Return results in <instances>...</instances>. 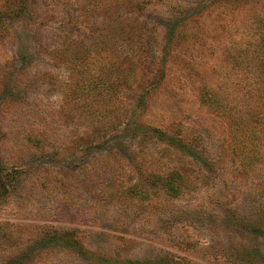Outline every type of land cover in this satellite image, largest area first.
I'll return each instance as SVG.
<instances>
[{
    "label": "rangeland",
    "instance_id": "1",
    "mask_svg": "<svg viewBox=\"0 0 264 264\" xmlns=\"http://www.w3.org/2000/svg\"><path fill=\"white\" fill-rule=\"evenodd\" d=\"M19 6L0 0V264H264V130L199 98H257L232 60L264 0Z\"/></svg>",
    "mask_w": 264,
    "mask_h": 264
},
{
    "label": "trees",
    "instance_id": "2",
    "mask_svg": "<svg viewBox=\"0 0 264 264\" xmlns=\"http://www.w3.org/2000/svg\"><path fill=\"white\" fill-rule=\"evenodd\" d=\"M18 1H19L20 6L18 9L14 10V12H11L12 14L14 13L16 15L17 13H23L24 9H26V0H18ZM117 3H118V1H117ZM8 14H9V12H8ZM134 21H135V19H134ZM125 22H126V17L124 18L123 22H121V23H125ZM127 25H132V22L129 21L128 23H126L125 27H127ZM138 34L139 35H135V36L128 35V37L130 40H135V43L139 44V46L141 47L142 46L141 45L142 39H141L140 35H144V33L143 34L138 33ZM262 35L264 37V34H262ZM135 53H137V52L135 51ZM135 53H134V55H135ZM240 53L243 54L242 58L246 57V59H245L246 64H243V60L238 58V57H240ZM147 54H149V53H147ZM237 54H238V57H235L232 60V63L235 66L241 67V69L245 72V76H246L245 79L246 80L248 79L250 84H252V86H253L252 88L247 90L248 92L251 90L247 96H249V97H253V96L256 97L257 96L255 101L251 104L247 103L246 108H244L245 110L241 111V109H238V107L235 105L229 106L227 103H225L224 105H219V103H217V101L215 99L209 100V98H207L205 96L206 92H203V89L200 90L199 98H200L201 102H207L210 106L213 105V108H212L213 110L218 111L219 113H222L221 115H223L225 117H229L230 122L235 127H239V125L242 121V118L245 117V119L248 118V120H249V123L247 125L254 122L255 126L259 127L257 130H264V128H263L264 117L261 116V113H264V38H261V40L256 41L253 44L246 45L243 50H238ZM151 55H154V54L151 53ZM147 57H149V56H147ZM150 57H152V56H150ZM162 59H163V57H162ZM129 60L130 59H128V61ZM114 64H117V59H115V62L112 63L113 66H114ZM118 69H120V68H118ZM105 77H107V75L104 77L102 76L99 80H97L96 83L97 84H99L101 82H102V84L110 83L109 78H105ZM120 79H125V78H123V76H119L116 81L118 82ZM123 81L127 82V81H129V79L126 78ZM101 87L103 88V85H101ZM106 89H108V88H106ZM143 94L145 95L147 93L143 92ZM141 101L143 102V99H141ZM249 101L250 100H248L247 102H249ZM262 115H264V114H262ZM247 125H245V126H247ZM160 135H163V134H160ZM158 137L162 138L161 136H158ZM166 137H167V139H164V140H167L169 142V145H171V146L176 145L177 146L178 142L175 141L174 138H171V136H166ZM176 180L177 179L175 177H172V178L167 179L165 184H164L167 193L172 197H177L180 193V189H179L180 187L178 185H175Z\"/></svg>",
    "mask_w": 264,
    "mask_h": 264
}]
</instances>
